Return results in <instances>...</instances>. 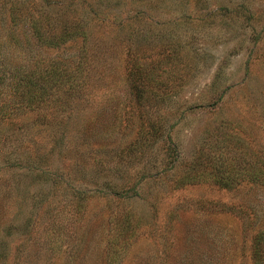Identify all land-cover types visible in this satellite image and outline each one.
Segmentation results:
<instances>
[{
    "label": "rangeland",
    "instance_id": "374dc122",
    "mask_svg": "<svg viewBox=\"0 0 264 264\" xmlns=\"http://www.w3.org/2000/svg\"><path fill=\"white\" fill-rule=\"evenodd\" d=\"M0 264H264V0H0Z\"/></svg>",
    "mask_w": 264,
    "mask_h": 264
},
{
    "label": "trees",
    "instance_id": "16d2710c",
    "mask_svg": "<svg viewBox=\"0 0 264 264\" xmlns=\"http://www.w3.org/2000/svg\"><path fill=\"white\" fill-rule=\"evenodd\" d=\"M36 97H40V95H36Z\"/></svg>",
    "mask_w": 264,
    "mask_h": 264
}]
</instances>
